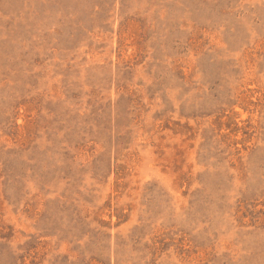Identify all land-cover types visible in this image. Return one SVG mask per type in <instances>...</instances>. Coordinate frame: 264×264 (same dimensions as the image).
Returning a JSON list of instances; mask_svg holds the SVG:
<instances>
[{
	"label": "rangeland",
	"instance_id": "obj_1",
	"mask_svg": "<svg viewBox=\"0 0 264 264\" xmlns=\"http://www.w3.org/2000/svg\"><path fill=\"white\" fill-rule=\"evenodd\" d=\"M0 264H264V0H0Z\"/></svg>",
	"mask_w": 264,
	"mask_h": 264
}]
</instances>
